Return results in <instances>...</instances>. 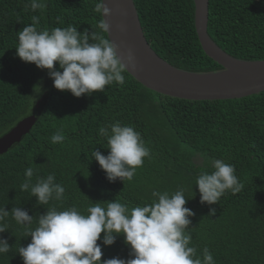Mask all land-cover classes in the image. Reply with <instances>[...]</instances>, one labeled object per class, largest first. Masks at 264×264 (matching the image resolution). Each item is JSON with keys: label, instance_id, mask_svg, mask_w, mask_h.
Segmentation results:
<instances>
[{"label": "trees", "instance_id": "trees-1", "mask_svg": "<svg viewBox=\"0 0 264 264\" xmlns=\"http://www.w3.org/2000/svg\"><path fill=\"white\" fill-rule=\"evenodd\" d=\"M46 3L43 12H33L29 0H0V138L25 117H37L22 141L0 155V207L9 212L21 207L37 218L52 206L76 207L86 214L95 202L118 198L132 208L151 203L153 190L171 194L183 187L189 199L186 207L195 213L190 218V246L196 247L198 256L207 247L216 264H264V92L234 100L187 101L147 89L127 72L124 86L113 83L91 96L61 92L47 70L17 56V33L35 15L41 28L72 25L91 35L99 31L101 17L94 11L95 0ZM134 3L146 39L165 61L192 73L223 70L201 47L194 0ZM208 34L236 59L264 61V0H209ZM56 68L60 70L59 64ZM115 121L134 126L152 154L133 180L124 183H110L92 157L95 150L109 154L99 128ZM61 129L65 141L51 143V136ZM202 155L234 165L243 190L226 193L215 205H202L196 187L197 176L205 170ZM28 167L36 172L33 183L37 176L55 174L56 183L65 187L64 199L40 206L30 191L22 192ZM210 208L216 209L215 216L209 214ZM7 223L8 231L0 237L12 249L0 254V264H24L19 248L31 243V237L11 217ZM98 243L102 259L130 257L123 236L112 246Z\"/></svg>", "mask_w": 264, "mask_h": 264}, {"label": "clouds", "instance_id": "clouds-1", "mask_svg": "<svg viewBox=\"0 0 264 264\" xmlns=\"http://www.w3.org/2000/svg\"><path fill=\"white\" fill-rule=\"evenodd\" d=\"M28 6L33 12H43L47 3L46 0H29ZM94 11L101 18L96 25L99 31L94 30L91 35L87 30L81 34L72 25L41 28L40 17L32 16V23L17 33V56L25 63L47 70L57 90L70 92L76 98L103 92L113 83L124 86V73L129 66L134 67V56L129 52L125 63L118 46L102 34L111 31L106 18L112 13L105 0H95ZM99 136L106 140L109 154L105 156L95 150L92 157L110 183L132 181L145 159L152 158L151 149L132 125L115 121L99 128ZM50 139L53 144H62L66 137L61 129ZM201 159L205 170L197 176L196 187L202 205H215L226 193L236 195L243 190L244 184L234 165L223 159L208 160L206 155ZM209 166L213 169L211 172L206 170ZM34 175L33 167L25 169L20 190L30 191L38 205L64 199L65 187L56 183L55 174L46 178L37 176L33 183ZM151 196V203L132 208L118 198L95 202L87 207L86 214L76 207L58 210L52 206L38 218L21 207H13L11 212L0 207V234L8 231L7 220L11 217L25 235L31 237V243L19 248L24 264H216L207 247L201 257L196 247L190 246L193 240L190 218L195 213L186 207L189 199L184 188L171 194L153 190ZM209 214L215 216L216 209L210 208ZM120 236L130 248V257L102 259L98 241L112 246ZM11 249L8 241L0 237V254H7Z\"/></svg>", "mask_w": 264, "mask_h": 264}, {"label": "water", "instance_id": "water-1", "mask_svg": "<svg viewBox=\"0 0 264 264\" xmlns=\"http://www.w3.org/2000/svg\"><path fill=\"white\" fill-rule=\"evenodd\" d=\"M111 10L108 39L119 48L127 63L129 52L134 67L126 71L141 85L164 96L187 101H222L249 97L264 92V61H243L222 50L208 34L209 0H194L195 25L207 57L223 67L215 73H192L177 68L149 44L134 0H105ZM37 122L35 115L22 119L0 138V155L20 143Z\"/></svg>", "mask_w": 264, "mask_h": 264}]
</instances>
